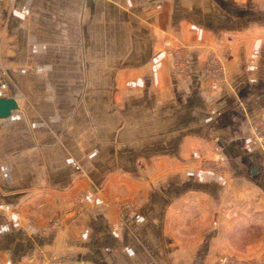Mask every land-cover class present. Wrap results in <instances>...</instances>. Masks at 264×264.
Segmentation results:
<instances>
[{
    "label": "crops",
    "instance_id": "crops-1",
    "mask_svg": "<svg viewBox=\"0 0 264 264\" xmlns=\"http://www.w3.org/2000/svg\"><path fill=\"white\" fill-rule=\"evenodd\" d=\"M101 13L110 31L124 17L127 36L123 52L93 61L108 78L93 88L109 94L108 128L93 133L91 180L73 181L68 134L53 135L62 118L21 93L55 91L54 69L83 78L85 16ZM117 40L110 33V49ZM0 60L13 83L3 98L18 106L0 119V156L29 160L27 176L18 165L11 183L0 179V197L28 212L12 214L20 227L0 264H231L227 253L245 249L231 237L250 231L262 236L246 251L264 258V146L250 143L264 122V0L0 1Z\"/></svg>",
    "mask_w": 264,
    "mask_h": 264
},
{
    "label": "rangeland",
    "instance_id": "rangeland-1",
    "mask_svg": "<svg viewBox=\"0 0 264 264\" xmlns=\"http://www.w3.org/2000/svg\"><path fill=\"white\" fill-rule=\"evenodd\" d=\"M7 2V5L9 7H12V5L15 3L11 2L10 0H3ZM123 15V14H122ZM117 16H119L117 14ZM120 21L118 20V24L115 26V29H109V15L108 13H101V14H86L85 16V27H84V35H85V45H84V56H85V71L83 78L76 75L73 76H64L61 75L60 69L53 70L54 74L53 77L49 80H52L54 83V89L55 91L48 94L50 96L48 98L47 93H44L42 90V96H39L41 93L37 91L36 92H28V90H24L23 93V99L25 100H41V101H51V105H49L46 109H36L38 112H43L45 118L52 117H60L62 118L61 121L54 122L52 124L53 128V135H59L60 130H63L65 133L68 134L66 136L68 138L69 142V157H68V165H69V177L70 180H75L77 178V175H80L79 178H85L89 179V172H83L85 167H92L93 157L91 155L92 150V144H93V133L97 130L98 127L101 129H107L108 124L104 122L103 120H107L108 110L107 106L108 102L106 99L109 97L108 93H96L93 91V88H96V85L106 83V79L108 78H98L97 76H94L92 65L94 59H100L98 58V55H101V59H106L107 56H104L106 54H109L110 51L113 53H120L124 50V39L126 38V22L124 17L119 16ZM122 17V18H121ZM70 31H72V35L76 36V31L72 28H70ZM114 37L116 36L119 40H117L116 45H111V48L108 45V38L110 36ZM115 34V35H114ZM80 35V34H79ZM80 49V48H79ZM187 49V48H186ZM72 50V49H71ZM76 51L72 50L70 51V54L75 53ZM80 52V50H79ZM180 52L182 53V50H174V53ZM175 55V54H174ZM182 56V55H181ZM182 60L179 61V70L180 72H184L188 64L189 59L186 56L181 57ZM108 59V57H107ZM74 60V57H73ZM72 60H69V64H72ZM38 63V62H36ZM98 64L105 65L104 62H98ZM54 64H60V61H54ZM176 64V63H175ZM97 69V67H95ZM23 70H27L26 64H24ZM75 72V71H74ZM225 72V71H224ZM220 74V73H218ZM225 74V73H224ZM215 81L218 82L220 79V76L217 78H212ZM64 81L68 83V85L64 86ZM0 83L2 85V88L0 87V93L1 96H6L12 92L13 83L11 81V78L9 76V72L6 69V66L2 65V62L0 60ZM52 83V84H53ZM63 83V86L61 85ZM20 84L23 86H26L28 84V78L27 76H23L20 78ZM58 84V85H56ZM56 85V86H55ZM216 92V90H213ZM46 94V97H45ZM22 99V98H21ZM99 101L101 105L99 106ZM106 104V105H105ZM29 111L32 112V115H35V110L29 109ZM40 116H37V118ZM82 117V118H81ZM68 118V131H65L64 129V120ZM79 118V124L77 125V119ZM101 123H100V119ZM104 122V123H103ZM51 127V126H49ZM264 133V122L260 124H255L252 127V135L250 137V143L251 144H257L263 146V141L259 140V134ZM55 142H56V136ZM60 137V136H59ZM63 139H64V133H63ZM53 140V141H54ZM77 147L79 151H77ZM83 147V149H81ZM10 149V147H8ZM82 150V151H81ZM84 150V152H83ZM88 150L90 152H88ZM6 151V148H5ZM10 151V150H7ZM41 155H38L39 158ZM48 157V156H47ZM217 161L214 163H221L223 160L222 155L216 156ZM52 162L58 163V157L53 155ZM19 159V163L17 161ZM48 159V158H47ZM64 160V156H63ZM210 163L211 161H207ZM29 163L27 155L23 154L20 157L17 156H11L10 152L5 154L4 156H0V169L3 168L5 170L0 171V179L2 178L4 181V184L11 183L12 176L15 177L18 175V172L10 171L13 166H23L25 167V172H21V176L24 175L27 176V165ZM212 164V163H211ZM213 165V164H212ZM82 167V168H80ZM90 172L92 171V168H90ZM72 170V171H71ZM81 172V173H80ZM73 177V178H72ZM91 180V178H90ZM6 195L4 194L3 197H0V246H5L7 243L14 240V236L12 232L17 231L19 229V221L16 220L14 217H12V214H20L23 212H27V205L26 203H13L10 201V199H6ZM41 196V195H40ZM42 197V196H41ZM81 197V196H80ZM82 199V198H81ZM44 197L39 201V205L42 207L43 212H49L53 213L52 209L54 207L49 204V202H45ZM82 201V200H81ZM82 203V202H81ZM81 205V204H80ZM26 216V214H23ZM53 215V214H52ZM27 220V219H26ZM33 224L36 225L38 220L31 221ZM54 223V220H46V224L50 225ZM37 227H42L40 224H37ZM46 228V227H45ZM41 229V228H39ZM43 229V227H42ZM262 235L259 233L256 235L254 231H250L242 236H236L233 235L231 237L232 242L234 244H237L236 242H239V246L242 245L243 249L242 251V257L239 258L235 256L236 253L228 254V259L231 262V264H264V258L256 256L257 253L248 252L246 251L247 244H252L254 241L259 239ZM239 254V253H238ZM37 258L40 257V255H35ZM33 258V257H31ZM29 258V259H31ZM43 258V257H42ZM54 259V260H53ZM31 261V260H29ZM52 262H55V257H52V259H49L48 261L44 262L43 264H51Z\"/></svg>",
    "mask_w": 264,
    "mask_h": 264
},
{
    "label": "water",
    "instance_id": "water-1",
    "mask_svg": "<svg viewBox=\"0 0 264 264\" xmlns=\"http://www.w3.org/2000/svg\"><path fill=\"white\" fill-rule=\"evenodd\" d=\"M17 109L18 106L14 99L0 97V119L9 117L11 112Z\"/></svg>",
    "mask_w": 264,
    "mask_h": 264
},
{
    "label": "built area",
    "instance_id": "built-area-1",
    "mask_svg": "<svg viewBox=\"0 0 264 264\" xmlns=\"http://www.w3.org/2000/svg\"><path fill=\"white\" fill-rule=\"evenodd\" d=\"M0 1H3V0H0ZM11 2H14L15 0H10ZM218 77V74H214L213 78H217ZM214 80V79H213ZM0 87L2 88V85L0 83ZM1 92V91H0ZM0 97H1V93H0ZM259 140H264V133L263 134H259V137H258ZM264 142V141H263ZM263 146H264V143H263Z\"/></svg>",
    "mask_w": 264,
    "mask_h": 264
}]
</instances>
